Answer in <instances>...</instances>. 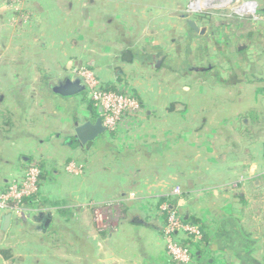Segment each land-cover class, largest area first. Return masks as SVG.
Returning <instances> with one entry per match:
<instances>
[{
    "label": "crops",
    "instance_id": "obj_1",
    "mask_svg": "<svg viewBox=\"0 0 264 264\" xmlns=\"http://www.w3.org/2000/svg\"><path fill=\"white\" fill-rule=\"evenodd\" d=\"M4 1L7 3V0ZM26 1L34 5L41 0ZM45 1L48 0H42L44 10L37 9L42 22L40 26L37 25L38 36L35 41L43 36L55 44H69L76 23L69 19L65 22L66 18H61L55 20V26L50 30L45 22V6L52 13L48 16L50 18L60 12L56 7L51 6L49 9ZM62 1L56 0L58 3ZM90 4L92 7L93 3ZM10 16L14 17L12 14ZM26 32L22 34L20 46H17L19 56L15 60L9 59L10 62L6 61V70L2 77L5 85L0 91L4 92L6 98L0 95V101L3 100L0 105H6L5 115L10 117L5 116L1 122L7 128L0 137V156L5 157V160L0 158V177H3L0 180L1 185L9 183L13 176L21 175L31 161L30 156L45 163L47 171L60 165L59 156H62V160L73 157L84 163L86 168L84 186L79 184L72 190L74 193L78 189L83 190L87 206H98L109 201L117 205L127 203V210L136 208L146 214L148 208L156 207L168 198L175 186L172 185L173 182L178 181L182 195L174 197L173 201L179 213L185 222L192 221L202 225L210 238L206 249L195 250L197 258L193 264H264V57L259 58L258 62L253 56L255 52L249 53L251 49L258 47L264 50V44L256 41L251 44V48L248 47L249 50L238 47L237 52L244 54V57H237L235 60L226 58L225 55L216 62H206L207 57L198 58V68L194 71L198 74L186 72L183 75L185 83L181 96L173 92L159 108L142 101L144 111L136 127L128 130L122 127L121 133L115 138L104 134L83 148L75 139V128L100 117L94 119L84 95L61 97L53 93L56 83L68 76L66 73L72 66L61 62L47 72L44 69L46 58L40 54L43 46L37 48L36 45L33 48L25 43L30 34ZM50 32H53V37ZM117 45L120 52H111L116 58L124 55L122 61L127 64L136 61L132 53L122 52V49L134 48L132 42L117 40ZM29 47L32 54L26 55ZM226 48L229 49L228 44ZM166 57L164 55L154 59V77L163 71ZM35 61H38V67L32 72ZM209 61H213V58ZM109 62L107 59L104 61L108 64ZM140 62V69H149L142 60ZM120 70H117L113 81L110 74L102 72L104 82L127 87ZM32 73H37L35 81L39 85L29 90ZM130 73L135 75L136 71L131 69ZM177 79L179 78H175ZM36 89L51 103L52 109L55 107V113L68 115L64 122L68 128L72 125L74 127L73 141L67 135L65 142H61L63 134L58 131L49 132L46 137L35 138L32 144L35 147L30 150V145L20 139V122L28 118L24 111L29 107L28 95ZM138 95L140 96V92ZM7 97H11V100L8 101ZM7 102L12 103L9 109ZM194 102L195 106L192 108L189 104L194 105ZM10 123L12 127L7 126ZM52 124H56L59 129L64 127L58 121ZM56 144L61 146L60 152L55 151ZM125 147L133 150L136 156L145 158L144 170H130L133 174L124 171L123 159L117 153H121ZM5 155L9 156L8 159ZM140 165L142 164L138 166L141 167ZM57 173L54 171V175ZM160 177L165 180L163 184L157 185L155 178ZM42 188L39 199L45 208L52 209V194L49 189L44 188V184ZM127 194L130 197L125 199ZM154 212L155 210L150 212L153 220L160 223ZM101 214L102 224L98 226L95 234H77L67 215L51 214L52 222L48 229L55 227L52 248L60 256L57 264H174L166 253L160 227L133 221L136 224L134 229L125 221V215L116 227L118 229L122 224L121 231L114 230L108 234L102 229L105 228V218L102 212ZM36 221L39 222V219ZM13 225L12 218L7 230ZM0 227L3 232L7 231L2 229V217ZM66 227L68 230L63 231ZM184 239L183 237L180 241Z\"/></svg>",
    "mask_w": 264,
    "mask_h": 264
},
{
    "label": "rangeland",
    "instance_id": "obj_2",
    "mask_svg": "<svg viewBox=\"0 0 264 264\" xmlns=\"http://www.w3.org/2000/svg\"><path fill=\"white\" fill-rule=\"evenodd\" d=\"M90 2L93 3L92 7ZM192 2L193 0H63L62 3H58L56 0H48V2L45 1V4L49 5H47L49 9L51 6L53 8L56 7L58 12H60L59 15L51 16L53 18H50L48 16L52 13L45 6V22L48 23L50 30L55 26V20L61 18H66L65 22L69 19L76 23L75 30H72L69 44H62L61 42L55 44L50 40L44 39L43 36L37 42L35 41L37 39L36 36H38V31L36 32V30L39 28L40 22H42V18L37 12L39 8L44 10L42 0L34 5L29 4L26 0H13L12 2L7 0V3L1 0L0 15L3 14V17H0V90H3L5 85L2 77L6 70V61H9V59L15 60L16 56H19V42L22 39L23 32L26 31V33L30 34L25 43H28L33 48L36 45L37 48L43 46V51L41 49L40 54L46 58L44 69L47 72L52 67H57L59 63L66 62L71 64V70H90L104 86L108 87V84L104 82L103 73L110 74L113 81L117 76V70L122 69L123 72L121 70L120 72L124 75H121V77L124 78L127 87L120 86L117 87L118 90L128 91L134 97L140 92L138 100L143 107V102H145L158 108L165 104V100L173 92L181 96V90L185 83L183 75L186 72L198 74V72H194L198 68V58L207 57L206 62H216L219 57L222 58L225 55L226 58L235 60L237 57H244V54L237 52L239 50L238 47H246L248 49L256 41L264 44V0L234 1L239 4L242 2L254 4L255 18L241 17L226 7L221 10L196 9L193 5L191 6ZM57 5H59L60 10ZM11 14L14 17H11ZM188 20L196 22L200 33L193 32L188 27ZM87 28H90V30ZM43 29L44 31L46 30V28ZM50 36L53 37V32H50ZM124 39L128 43L132 42L134 44V48L122 49V52L132 53L133 59L136 58L137 61V63H135L136 61L134 62L135 64L133 62L127 64L122 61V57H125L124 55H118L119 57L116 58L112 54V51L115 50L120 52L117 40L122 41ZM227 44L229 49L226 48ZM72 47H76V49ZM251 51L255 52L253 56L257 58L258 62L260 61L259 58L264 57V50L260 49V47L254 50L251 49L249 53ZM29 54H32L30 47L26 52V55ZM164 55L167 56V59L162 69L171 73L167 74L161 70L154 77L153 74L155 73L152 70L154 59H159ZM210 58H213V61H209ZM106 59L110 61L109 64L104 63ZM141 60L145 65H148L149 69H140ZM35 62V68L32 67V72L38 67V61ZM118 66L120 68H117ZM131 69L136 71L135 75L130 73ZM7 71L9 72V69ZM69 71L66 73L68 76L71 74ZM36 76L37 73H32L28 86L29 90L38 87L39 84L35 81ZM175 78L179 79L175 80ZM134 87L138 93L134 90ZM83 94L88 97L87 91ZM0 95L5 96L4 92L1 91ZM28 96L29 107L27 111L24 110L27 112L28 118L20 122V124L22 123L20 126L23 129V131L21 129L20 139L25 140L30 145V150L35 147V145H32L35 138L46 137L49 132L58 131L63 134L64 137L61 142H65L67 135H70L71 139L73 138V125L68 128L64 122V119H68L67 114L63 116L55 113L53 111L55 107L52 109L51 103H48L47 99L37 89L32 90ZM7 99L9 101L11 97H7ZM2 102L3 100L0 101V103ZM10 104L12 105V103L7 102L8 109L11 106ZM189 105L193 108L195 102L194 105L193 103ZM5 106L4 103L0 105V137L5 134L7 129L1 125L4 117H8V114L5 115ZM242 119L241 117L240 120ZM54 121H58L64 127L59 129L56 124H52ZM131 126L130 128H134ZM106 134L109 135L107 132ZM14 138L18 140V137L15 136ZM57 145H55L54 149L60 152L61 149L59 147L61 146ZM132 151L125 147L120 151L121 153H117L123 159L124 171L129 174H133L130 173V170L131 172H136L145 168L143 166L145 158L136 156ZM5 156L8 159L9 156ZM30 157L32 160L35 159V156ZM0 158L5 160L2 155ZM58 160L60 165L56 168L58 172L56 181L44 184V188L49 189L50 194H52V209H47L44 206L43 209L35 211L28 207L25 212L26 220H20L13 216L14 225L12 228L3 232L0 227V264H57L56 262L60 256L52 248L55 242L52 241V238H55L52 235L55 227L53 226L45 231L42 230L41 223L36 221L39 219L40 212L46 214L51 212L52 215L55 213L67 215L71 219L70 223L73 224L71 227L76 230L77 234H95L98 231V226L102 224V212L105 218L103 222V227L105 228L102 229L110 234L114 230L121 231L122 224L120 228L117 229L116 227L122 216L125 215V221L130 223L129 227L136 229V224L133 223V221H136L144 225L160 227L162 231L164 222L158 218L161 206L166 204L178 210L177 206H173V203H171L174 197L182 195V188L178 181L173 182L172 185L175 186L168 198L158 206L148 208V213L146 214L143 210H136V208L127 210V203H123V206L120 203L117 205V203L109 201L98 206H87L83 190L78 189V192H73L74 187L84 183V171L86 168L84 163H80L73 157H67L66 160H62V156H59ZM72 161L82 166V175L76 176L66 171V165ZM139 164H142L140 165L141 167L138 166ZM1 178L3 177H0V180ZM176 179L179 180L178 177ZM155 180H157V185H160L163 184L165 178L160 177L155 178ZM175 189L179 190L178 194L174 192ZM129 197V194H127L124 198L127 199ZM170 197L172 198L169 199ZM101 209L102 211H100ZM153 210H155L154 213H156L160 223L153 220ZM67 230L68 228L63 229V231ZM183 237L185 238L180 233L175 236V239L180 241ZM192 250L195 253V249L193 248Z\"/></svg>",
    "mask_w": 264,
    "mask_h": 264
},
{
    "label": "built area",
    "instance_id": "obj_3",
    "mask_svg": "<svg viewBox=\"0 0 264 264\" xmlns=\"http://www.w3.org/2000/svg\"><path fill=\"white\" fill-rule=\"evenodd\" d=\"M200 0H193L191 6ZM255 7L249 2L241 4L232 1L226 8L241 17H254ZM70 77H79L83 80L89 99L97 109H101V120L107 132L121 133L122 127L126 130L130 128L131 121L136 127V123L142 116L144 107L137 97L132 96L128 91H112L101 83L90 70L70 69ZM129 126V127H128ZM128 127V128H127ZM66 171L70 174L82 175V166L76 162H69ZM41 169L36 164H30L23 170L21 175L15 176L5 188H0V217L5 213H11L12 217L25 219V212L28 209L26 201L39 199L42 194V184L40 183ZM178 189L174 192L178 194ZM161 211L166 213L163 226V238L166 243V253L170 259L179 264H193L194 252L182 241H177L175 236L182 234L185 238H191L194 242L202 239V231L198 226L189 224L180 215L177 209L163 204Z\"/></svg>",
    "mask_w": 264,
    "mask_h": 264
},
{
    "label": "water",
    "instance_id": "obj_4",
    "mask_svg": "<svg viewBox=\"0 0 264 264\" xmlns=\"http://www.w3.org/2000/svg\"><path fill=\"white\" fill-rule=\"evenodd\" d=\"M235 1V0H233ZM226 6H210L206 7L205 10H221ZM187 25L191 30L196 33H200L196 22L193 20H188ZM244 49V48H241ZM127 57L129 55L127 54ZM53 93L61 97H74L86 92V87L83 84V80L79 77H70L67 76L59 80L54 88L52 89ZM99 114L101 115L102 110L98 109ZM107 130L103 125L101 118L96 119L95 121H86L85 123L78 125L75 128V139L79 142L81 147H87L90 143L94 142L100 136L106 134ZM12 215L7 212L2 216V229L6 231L11 223ZM39 222L41 223V229L46 230L52 222V215L40 212Z\"/></svg>",
    "mask_w": 264,
    "mask_h": 264
},
{
    "label": "trees",
    "instance_id": "obj_5",
    "mask_svg": "<svg viewBox=\"0 0 264 264\" xmlns=\"http://www.w3.org/2000/svg\"><path fill=\"white\" fill-rule=\"evenodd\" d=\"M107 89H109V90H112V91H118V88H117V86H113V85H111V84H108V87H106ZM82 95H84L85 97H86V100L88 101V104H89V109H90V111H91V113H92V115H93V117H94V119H96L98 116H99V114H98V109L94 106V103L85 95V94H82ZM136 97L137 98H139V96L136 94ZM1 113V112H0ZM0 116H1V114H0ZM10 117V115L7 117V118H9ZM7 126H11L12 127V124L10 123V124H7ZM112 138H115L116 137V134L115 133H111V132H107ZM30 164H36V165H38L39 167H40V169H41V176H40V183L41 184H45V183H48V182H52V183H54L55 181H56V179H57V177H58V175H54V171H56L57 172V170H56V168L57 167H55V168H53V170H50V171H47V166H46V164L44 163H42V162H40V161H37V160H32L31 159V161L29 162V163H27V166L28 165H30ZM26 166V167H27ZM1 184V183H0ZM8 186V183H6V184H4V185H1L0 186V188H5V187H7ZM171 203H173L172 205L173 206H176V204H175V202L173 201V202H171ZM170 203V204H171ZM26 205L28 206V207H30V208H32V209H34L35 211H39V210H41V209H43L42 207L44 206V204L42 203V201H41V199H30V200H27L26 201ZM181 215V214H180ZM182 216V215H181ZM158 218L161 220V221H165V219H166V213H164L163 211H160L159 212V216H158ZM182 218H183V216H182ZM187 223H189V224H192V225H195V226H198L200 229H201V231H202V234H203V236H202V239L200 240V241H198V242H194L191 238H185L182 242H183V244L185 245V246H188L189 248H191V249H197V250H201L202 248H205L206 249V244L209 242V240H210V238H209V234H208V232L206 231V229L202 226V225H200V224H198V223H196V222H192V221H188ZM197 254H196V252L194 253V259L195 258H197V256H196ZM174 264H179V263H177V262H175V261H173L172 259H170Z\"/></svg>",
    "mask_w": 264,
    "mask_h": 264
},
{
    "label": "bare ground",
    "instance_id": "obj_6",
    "mask_svg": "<svg viewBox=\"0 0 264 264\" xmlns=\"http://www.w3.org/2000/svg\"><path fill=\"white\" fill-rule=\"evenodd\" d=\"M233 0H200L193 4L194 8L196 9H203L210 6H227ZM255 7H252L251 10L254 11Z\"/></svg>",
    "mask_w": 264,
    "mask_h": 264
},
{
    "label": "flooded vegetation",
    "instance_id": "obj_7",
    "mask_svg": "<svg viewBox=\"0 0 264 264\" xmlns=\"http://www.w3.org/2000/svg\"><path fill=\"white\" fill-rule=\"evenodd\" d=\"M136 222V221H135Z\"/></svg>",
    "mask_w": 264,
    "mask_h": 264
}]
</instances>
